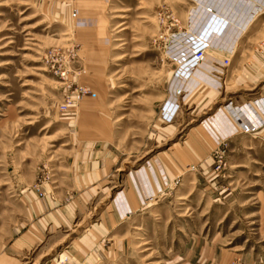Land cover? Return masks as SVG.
<instances>
[{"label":"rangeland","instance_id":"obj_1","mask_svg":"<svg viewBox=\"0 0 264 264\" xmlns=\"http://www.w3.org/2000/svg\"><path fill=\"white\" fill-rule=\"evenodd\" d=\"M243 11L246 89L163 117L172 47ZM0 264H264V0H0Z\"/></svg>","mask_w":264,"mask_h":264},{"label":"crops","instance_id":"obj_2","mask_svg":"<svg viewBox=\"0 0 264 264\" xmlns=\"http://www.w3.org/2000/svg\"><path fill=\"white\" fill-rule=\"evenodd\" d=\"M238 14L242 17H238L236 23L224 19V15L221 13L218 19L215 18L214 21L210 18L199 17L194 22L191 29L195 34L190 33L189 37L195 35L194 43L197 46L201 44L203 39H207L210 43V48L205 49L209 55H206L204 61L193 65L189 58V50L187 51L181 46L172 47L171 52L178 56L179 62L172 69L169 83L167 81L163 101V117L166 119L173 118L179 108L181 99H184L193 90L205 89L206 100L215 102L226 95L225 81H234L236 87L229 89L228 92L230 93L245 88L242 86L245 82L240 79L236 72H244L243 78H246L245 69L247 70L248 66L239 70L237 60L232 58L237 49L239 37L249 25L247 22L248 13L243 11ZM226 58L230 59L228 66L224 65V59ZM226 71L227 75L225 76ZM181 94L183 96H180ZM251 100L246 97H234L230 104L224 107L227 110L229 109L230 116L236 119L238 125L245 124V119L249 117L250 111L253 110Z\"/></svg>","mask_w":264,"mask_h":264},{"label":"built area","instance_id":"obj_3","mask_svg":"<svg viewBox=\"0 0 264 264\" xmlns=\"http://www.w3.org/2000/svg\"><path fill=\"white\" fill-rule=\"evenodd\" d=\"M205 57H206V53L204 46L189 48V58L190 61L193 63V65L202 62L205 59ZM229 64H230V59L228 58L224 59V65L228 66ZM62 107L64 110L67 108L66 104H64Z\"/></svg>","mask_w":264,"mask_h":264}]
</instances>
